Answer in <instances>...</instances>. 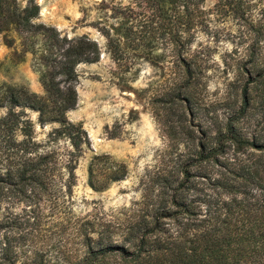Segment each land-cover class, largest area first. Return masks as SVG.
<instances>
[{
  "label": "rangeland",
  "instance_id": "1",
  "mask_svg": "<svg viewBox=\"0 0 264 264\" xmlns=\"http://www.w3.org/2000/svg\"><path fill=\"white\" fill-rule=\"evenodd\" d=\"M35 1L40 9L34 21L52 27L59 39L45 28L31 34L12 31L9 45L0 33V93L3 85H10L43 95L44 72L53 71L80 36L97 45L98 60L77 63L72 79L55 75L59 87L75 90L76 103L65 118L81 124L87 139L76 156L70 184L68 170L60 166L64 176L57 179L54 194L2 201L0 264H73L84 256L87 236L96 240L103 234L108 241L124 243L125 227L152 209L162 189L160 171L170 167L179 152L194 154L200 143L224 149L220 160L228 158L237 166L264 160V149L247 147L234 154L221 137L230 120L249 139L264 142L259 84L250 83V105L235 114L252 61L264 57V42L254 43L251 23L257 6L235 9L222 0H201L190 13L177 12L183 46H176L168 32L174 11L155 15L140 0ZM179 49L198 76L183 90L192 95L190 102L175 97L177 91L167 94L181 69L175 68L173 56ZM6 111L0 106V116ZM25 114L38 141L60 126L57 121L41 122L35 109L26 108ZM50 148L61 156L73 150L65 137ZM189 162L192 171L207 173L194 176V194H216L213 180L224 167L196 157ZM117 166L121 176L112 179ZM91 170L96 187L90 182ZM116 260L117 255L108 254L99 262Z\"/></svg>",
  "mask_w": 264,
  "mask_h": 264
},
{
  "label": "trees",
  "instance_id": "2",
  "mask_svg": "<svg viewBox=\"0 0 264 264\" xmlns=\"http://www.w3.org/2000/svg\"><path fill=\"white\" fill-rule=\"evenodd\" d=\"M140 1L155 15L174 11L168 17L172 19L169 37L176 46H183L180 40L182 23L176 24L177 12L190 13L189 8L201 0ZM222 1L235 9L250 3L257 6L256 15L251 18L254 43L264 42V0ZM39 9L35 0H25L24 4L22 0H0V33L4 34L7 44L13 42L7 37L12 31L31 34L43 28L50 29L53 37L59 39L52 27L34 21ZM63 55L64 59L53 71L44 72L43 95L22 87L3 85L0 106H6L7 111L0 116V205L3 200L54 194L57 179L64 176V172L59 171L60 166L68 170L66 184L75 177L76 156L81 153V143L87 139V134L81 124H73L65 118L66 111L76 103L75 90L71 85L62 89L54 78L61 74L72 79L77 63L98 60V49L83 35L65 49ZM173 56L175 68L181 69L174 73L172 89L167 94L177 91L175 97L190 102L192 95L183 90L197 81V73L182 54V49L176 50ZM252 62L247 82L241 89V107L235 114L243 113L250 105V83L262 87L263 94L256 95L264 100V57ZM26 108L37 110L41 122L57 121L60 126L53 128L45 141L36 140L33 124L25 118ZM59 137H65L73 146V150L63 156L50 148ZM221 137L228 141V146H233L234 154L243 153L247 147L264 149V142L249 139L230 120ZM225 153L216 145L206 147L202 143L194 154L179 152L173 157L171 166L159 173L162 189L154 199L152 209L148 210L149 216L145 214L140 221L125 227L124 243L108 241L103 234L96 240L87 236L85 254L73 264H264V160L237 166L228 158L220 160ZM194 157L197 161H215L224 167L225 170L213 180L217 185L216 194H194L198 190L194 176L207 175L203 171H192L189 161ZM121 170L117 166L112 179L121 176ZM92 175L91 170L90 182L96 187ZM108 254L117 255V260L99 262ZM42 264L56 263L47 260Z\"/></svg>",
  "mask_w": 264,
  "mask_h": 264
}]
</instances>
